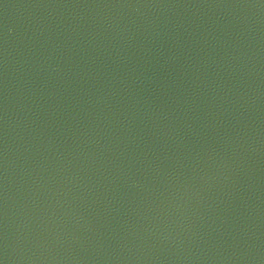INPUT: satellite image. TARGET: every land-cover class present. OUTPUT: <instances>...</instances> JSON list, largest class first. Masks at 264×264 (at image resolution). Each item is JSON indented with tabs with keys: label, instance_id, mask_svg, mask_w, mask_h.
Returning a JSON list of instances; mask_svg holds the SVG:
<instances>
[{
	"label": "water",
	"instance_id": "95a60500",
	"mask_svg": "<svg viewBox=\"0 0 264 264\" xmlns=\"http://www.w3.org/2000/svg\"><path fill=\"white\" fill-rule=\"evenodd\" d=\"M2 264H264V0H0Z\"/></svg>",
	"mask_w": 264,
	"mask_h": 264
},
{
	"label": "snow or ice",
	"instance_id": "6c2138e0",
	"mask_svg": "<svg viewBox=\"0 0 264 264\" xmlns=\"http://www.w3.org/2000/svg\"><path fill=\"white\" fill-rule=\"evenodd\" d=\"M0 264H2V262H0Z\"/></svg>",
	"mask_w": 264,
	"mask_h": 264
}]
</instances>
